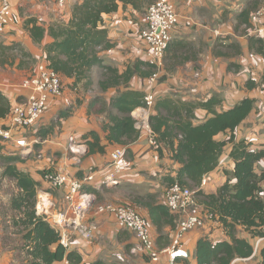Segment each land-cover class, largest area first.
Here are the masks:
<instances>
[{
	"label": "crops",
	"instance_id": "0c3cea01",
	"mask_svg": "<svg viewBox=\"0 0 264 264\" xmlns=\"http://www.w3.org/2000/svg\"><path fill=\"white\" fill-rule=\"evenodd\" d=\"M81 0H68L63 9H59L56 0H11V10L8 15V26L0 38V55L6 53L7 47H16L11 50L18 54L24 52L30 56L22 59L19 54L13 60H0V91L13 104L19 100L21 91L19 83L31 74L36 65L45 58L44 46L52 39L47 29L55 24L66 22L71 7ZM178 15V23L171 33V40L164 53L159 67L154 69L156 79L151 76L141 78L138 74L145 70L140 63H148L140 32L144 28V13L136 12L130 6L120 8L116 13L103 16L104 25L108 31V40L113 45L111 49L100 52L104 64L116 68L123 73L128 67L137 70L130 81L118 89L112 88L96 95L106 103L116 95L117 91H139L153 94L156 100L177 96L182 101L196 103L205 102L217 94L221 98V106L217 111H226L243 99L254 100V109L246 120L235 131L236 141L246 140L254 149L264 145V56H259L248 49V39L251 34L250 17L264 7V0H256L257 5L250 10L253 0H171ZM250 10L248 26L240 23L239 14L243 10ZM41 22H38V19ZM36 19V25L44 29L41 40L35 42L26 27V22ZM29 60L32 66L23 64ZM233 65L228 69L229 65ZM33 68V69H31ZM25 75V76H24ZM254 84L248 88L247 82ZM69 81L63 80L62 94L50 99L49 108L42 117V125L37 130L31 129L25 133L14 135L11 141H1L6 145L11 157H19L14 167L37 183L36 186V214L44 216L47 222L59 229L56 223L66 216L69 205L64 200L66 189H53L42 179V171L47 168L60 171L71 177L82 178L88 169L94 171V182L87 188L99 192V197L89 198V206L83 208L75 225L68 226V247L66 251L76 250L80 253L85 264L101 260L106 264H152L141 253H132L137 245L134 235L120 226L110 215L97 212V207L106 204H128V195L131 190L140 195L156 194L158 202L163 203L165 178H175L179 165L170 159V154L163 149L159 157L150 144V135L144 128L148 126V117L154 114L153 109L138 108L132 112L136 121V128L140 130L138 140L132 144L130 157L126 158V168L117 177L118 184L101 186L103 180L102 169L107 165L110 155L116 149L124 148L110 145L106 142V133L102 130L106 122L105 114L95 110L93 100L96 97L83 96L78 91L69 88ZM70 109V115L61 119L50 134L43 140L37 137V132L56 121L60 111ZM197 122L204 121L208 116L202 109L195 110ZM8 124V116L0 119V129ZM149 127V126H148ZM45 128V129H46ZM31 133L25 147L15 144L17 138L26 140V134ZM94 132L99 137V146L104 153L88 155L82 136ZM226 137L219 135L216 140ZM76 144L77 151L72 152L70 147ZM232 145L227 144L219 158V165L209 173V187L215 193L225 181L224 171H231L234 163L230 159ZM264 170V161L256 164V172ZM8 178V177H5ZM10 179V178H8ZM13 194L18 193L14 180L10 179ZM207 187V186H206ZM263 187V185H262ZM205 188V187H204ZM204 188L202 190H204ZM264 189V187H263ZM139 213L148 219L145 209H138ZM149 220V219H148ZM150 222V221H149ZM9 223V222H8ZM90 230V237L84 231ZM173 232L165 228L164 235L168 236L169 245L159 248L162 253L161 264H165L166 249L171 244ZM151 233L156 240L157 233L151 225ZM239 235L250 244L256 239L239 228ZM207 236L213 242L225 240L222 229L217 223L209 222L203 228L186 233L181 242V248L186 251L187 257L180 258L187 264H196L194 250L197 241ZM258 240V239H257ZM264 247V238L260 241V248ZM14 251L1 245L0 264H7ZM56 264H68L66 260ZM232 264H262L259 252L247 259H237Z\"/></svg>",
	"mask_w": 264,
	"mask_h": 264
},
{
	"label": "trees",
	"instance_id": "16d2710c",
	"mask_svg": "<svg viewBox=\"0 0 264 264\" xmlns=\"http://www.w3.org/2000/svg\"><path fill=\"white\" fill-rule=\"evenodd\" d=\"M156 0H81L70 9L66 22L55 24L47 29L52 41L44 46L48 68L53 70L61 79L68 80L69 88L78 91L82 88L88 91L92 85V72L98 75L97 85L100 92L109 89H118L127 84L137 70L128 67L123 73L104 64L100 52L112 48L108 40V31L103 22L104 15L116 13L120 8L130 6L133 10L145 13L146 8ZM250 10L256 7L253 0ZM250 10H243L239 14L240 23L248 26ZM36 19L26 22L30 24V36L38 42L44 36V29L36 25ZM16 47H7L13 50ZM248 49L253 53L264 56V38L250 37ZM20 57L28 59L30 56L21 51ZM145 68L138 74L141 78L151 76L155 67L149 63H140ZM233 65H229L231 69ZM23 67L21 61L18 65ZM63 86V85H62ZM248 88L254 86L250 81ZM145 94L139 91H117L116 95L106 103L96 97L93 105H101L100 112L105 114L106 122L102 130L106 133L105 140L110 145H118L125 149L124 156L130 157L129 147L134 144L140 131L136 128V121L132 112L144 108ZM221 106V98L214 94L205 102H186L177 96L155 100L152 107L154 114L148 117V126L151 131L154 150L159 157L163 149L170 154V159L179 165L175 178H165V189L173 184L182 187L199 189L205 175L213 172L219 165V158L227 144L232 145L229 154L234 166L231 171H224L225 181L215 193L197 191L194 193L199 199L198 206L203 216L211 217V222L217 223L222 229L225 240L213 242L207 236L201 237L195 246L194 258L196 264H232L237 259H247L254 254V244H250L239 235V228L247 233L251 239L264 238V170L256 172V164L264 161V145L254 149L246 140L236 141L235 131L254 109V100L243 99L226 111H217ZM11 102L0 91V119L11 113ZM206 111L207 118L197 122L195 110ZM71 113L68 108L58 113L56 121L46 129H40L37 137L44 139L52 128L58 125L61 119ZM4 128V127H3ZM223 135L226 138L218 141L216 137ZM87 154L104 153L99 146V137L94 132L82 136ZM1 142V139H0ZM0 149L2 146L0 145ZM6 167L4 177L15 182L18 193L9 201V207L15 212L11 225L15 234L19 236L21 246L19 251L23 255L24 264H56L66 260L68 264H85L80 253L76 250L66 251L59 244L60 234L45 219L36 214V186L29 175L19 172L14 163L19 157H5ZM45 171H42L43 175ZM84 190L95 198L99 192L93 188ZM132 208L145 209L148 212V221L157 233L155 244L157 249L169 245L168 236L163 234L165 228L176 230V219L163 203L158 202L156 194L140 195L131 190L128 195ZM174 233V232H173ZM165 242L164 245L161 241ZM261 263L264 264V247H258ZM255 252V253H256ZM88 264H106L97 260ZM174 264H187V261L177 258Z\"/></svg>",
	"mask_w": 264,
	"mask_h": 264
},
{
	"label": "built area",
	"instance_id": "2783aa9c",
	"mask_svg": "<svg viewBox=\"0 0 264 264\" xmlns=\"http://www.w3.org/2000/svg\"><path fill=\"white\" fill-rule=\"evenodd\" d=\"M68 0H56L59 9H63ZM11 10V0H0V38L8 26V15ZM41 22V19H38ZM144 28L140 32V38L147 57V62L157 68L159 67L164 53L171 40V33L178 23V15L171 0H156L149 5L144 13ZM251 34L254 37L264 38V7L258 9L250 17ZM157 75L151 76L154 81ZM21 91L19 100L15 101L8 116V124L0 129L1 141H11L18 133H25L41 122L49 108L51 98L60 97L62 94V84L60 77L50 68L46 62L41 61L33 70L32 74L24 78L17 87ZM153 94H146L143 102V109H151L155 103ZM150 135V144L153 146L151 131L147 125L144 126ZM142 130V126L139 127ZM73 144V140L71 139ZM15 144L18 147H25L26 140L17 138ZM72 152L77 151L76 146L70 147ZM127 159L123 149H116L110 155L107 165L102 169L103 180L101 186H114L118 184L117 177L122 173L126 166ZM94 171L88 169L82 178L66 175L63 172L47 168L42 175V179L53 189H66L64 200L69 205L65 217L61 218L56 226L59 229V244L65 249L68 247V238L64 230L71 225H75L83 208L89 206L91 197L84 188L94 182ZM210 182V177L205 175L199 189H203ZM193 195L188 188L179 184H173L164 191L163 204L169 212L179 216L176 230L171 238V244L166 249L167 260L165 264H174L177 258H186L187 253L181 248L183 237L189 231L202 226V219L197 215H191L188 209L193 205ZM97 212L107 214L122 226L125 230L132 233L137 240V245L132 253H141L150 263L161 264L162 253L157 249L155 239L151 233V225L148 219L141 215L138 210L130 205L106 204L97 207ZM211 219V217H206ZM86 237H90V230L84 231ZM261 239L254 243V251L260 246ZM254 252V253H255Z\"/></svg>",
	"mask_w": 264,
	"mask_h": 264
},
{
	"label": "rangeland",
	"instance_id": "374dc122",
	"mask_svg": "<svg viewBox=\"0 0 264 264\" xmlns=\"http://www.w3.org/2000/svg\"><path fill=\"white\" fill-rule=\"evenodd\" d=\"M16 51L18 52V54L20 56V53H21L20 50L17 49ZM18 54L14 53L12 51H6V53H3L2 55H0V60H4V59L13 60L14 56L18 55ZM23 64H25V67H27V68L29 66H32V62L29 60H26V62H24ZM31 69H33V68H31ZM32 72H33V70L31 71V74H32ZM91 76H92V85L89 88V90L84 91L82 88H80L79 93L82 94L83 96L88 95L91 97H96V95H100L102 93V92H100L99 87L97 85L98 75H97L96 71H93ZM23 78H26V76ZM49 103H50V101H49ZM100 109H101V105L98 103L95 106V110L99 111ZM42 123H43L42 121L38 122L33 127L34 130H37L39 128V125H42ZM44 128H46V127H44ZM30 136H31V133L28 132L26 134V137H25L26 142L31 141ZM73 144H74V142H73ZM0 145L2 146V149H0V246L3 245V246L14 251V254H13L14 256L9 258V261L7 262V264H24L23 255L19 251V247L21 246L19 236L15 234V230L11 225V221L15 216V212L12 211L11 208L9 207V201L14 196L12 183L10 182V179L5 178L3 175L4 169L7 165L4 158L9 157V155L4 154V151H5V153H9V151L5 148L6 145H2L1 142H0ZM75 145L76 144H74V146ZM125 168H126V166L124 167L123 171L125 170ZM262 185L264 187V183H262ZM187 188L193 193L201 190V189H195V188H190V187H187ZM201 191H204L205 193H212L211 191H213V189L207 185V187H205L204 190H201ZM198 199L199 198L196 195L195 196L193 195V205L188 209L189 214L195 215V216L198 215L202 219V226H200L196 229L203 228L205 225H207V224H209V222H211V220L206 219L205 216H203V214L201 212V208L197 204ZM175 219H176V225H177V222L179 220V216L176 215ZM256 241H254V243ZM161 244L162 245L165 244L164 240L161 241Z\"/></svg>",
	"mask_w": 264,
	"mask_h": 264
}]
</instances>
